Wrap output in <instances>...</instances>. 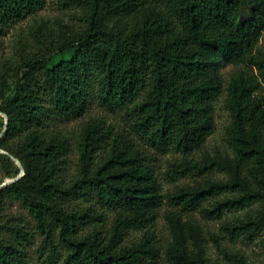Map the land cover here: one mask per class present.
Returning <instances> with one entry per match:
<instances>
[{
	"label": "trees",
	"instance_id": "16d2710c",
	"mask_svg": "<svg viewBox=\"0 0 264 264\" xmlns=\"http://www.w3.org/2000/svg\"><path fill=\"white\" fill-rule=\"evenodd\" d=\"M58 3L78 21L44 23L0 61L8 117L0 166L7 177L19 174L13 155L25 170L0 189V207L19 201L32 218L0 213V264H35L37 235L45 264H156L165 200L166 260L223 264L210 261L202 226L187 216L221 218L257 203L222 229L250 239L264 232V0ZM44 5L0 0V35ZM228 66L235 70L226 78ZM221 97L231 120L227 148L213 154L205 146ZM92 102L119 125L92 118L74 131L61 127ZM163 181L174 188L164 193ZM213 238L225 264H247Z\"/></svg>",
	"mask_w": 264,
	"mask_h": 264
},
{
	"label": "rangeland",
	"instance_id": "374dc122",
	"mask_svg": "<svg viewBox=\"0 0 264 264\" xmlns=\"http://www.w3.org/2000/svg\"><path fill=\"white\" fill-rule=\"evenodd\" d=\"M59 0H45V5L36 13L27 16L22 21L12 24L10 28L5 32V34L0 35V61L4 57H11L14 55L15 49L19 45L20 39H29L32 33L36 31L44 23H49L51 25L56 24L57 21L65 23L77 22V18L74 16L73 10L66 9L59 5ZM235 70L234 66H228L224 71V76L228 78L230 74ZM12 79H10L12 85ZM9 95L12 91L8 92ZM92 118H103L110 123H116L119 125V120L114 116L112 112L107 111L101 107L97 102H92L87 113L80 118H71L69 120H64L61 123V127L67 131L77 130L82 121ZM231 117L229 111L224 105V97H221L215 104V129L213 133L209 136L205 149L211 153L216 151H221L226 149V143L224 140L226 126L230 123ZM6 122V116L0 110V139L2 136V131L4 127L3 124ZM3 128V129H2ZM1 152V151H0ZM172 157V153H167L159 155L157 157L156 166L158 169H163L166 161ZM76 159V155L73 156ZM20 168V174H22L20 164L15 161ZM214 177H224L222 173H214ZM5 172L0 166V186L4 181L8 180ZM193 179L186 178L183 179L184 183H193ZM164 193H167L169 189H173L175 184L170 181L162 182ZM171 207V204L165 200L160 216L154 227L156 233V239L161 249V258L156 264H170L164 255V248L168 241L171 239V234L168 228L167 218L165 216L166 209ZM259 205L257 203L251 205L250 207L242 208L239 210H233L227 212L221 218H210L200 211H195L187 217H190L200 223L203 229L207 256L210 261H220L221 263H229L231 260L222 254L215 243L213 236L219 237L223 246L227 248L230 255H238L243 257L247 264H264V232L260 233L257 237L250 239L245 238L243 235L235 237L229 232L222 229V224L226 220L234 221L237 218H245L248 213L253 212L257 209ZM0 213L5 216L16 215L23 213L28 219H32L28 210L24 208L19 201H6L4 205L0 207ZM132 237H140L142 233L140 231H132ZM42 241V236L37 235L33 244L30 245L29 251L31 253L32 259L35 264H45V260L40 258L38 255V246Z\"/></svg>",
	"mask_w": 264,
	"mask_h": 264
},
{
	"label": "water",
	"instance_id": "95a60500",
	"mask_svg": "<svg viewBox=\"0 0 264 264\" xmlns=\"http://www.w3.org/2000/svg\"><path fill=\"white\" fill-rule=\"evenodd\" d=\"M3 114L6 116V122H5L4 129H3V131H2V136H3V133H4V131H5V129H6V126H7V123H8V117H7V115H6L4 112H3ZM2 136H1V137H2ZM0 151H1V152H6V153H8L7 151L3 150L1 147H0ZM10 155H11V154H10ZM11 157H12L15 161H17V162L20 164L22 174L19 173V174L13 176V177H10L8 180L4 181L3 184L0 186V189H1L3 186H6V185H8V184H11V183H13V182L19 180V179L21 178V176L24 174V171H25V170H24V166H23V164L20 162V160H19L18 158H16L15 156H13V155H11Z\"/></svg>",
	"mask_w": 264,
	"mask_h": 264
}]
</instances>
